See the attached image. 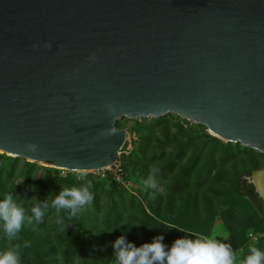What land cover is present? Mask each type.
Instances as JSON below:
<instances>
[{"label":"water","instance_id":"obj_1","mask_svg":"<svg viewBox=\"0 0 264 264\" xmlns=\"http://www.w3.org/2000/svg\"><path fill=\"white\" fill-rule=\"evenodd\" d=\"M170 114L264 156V0H0V154L94 173Z\"/></svg>","mask_w":264,"mask_h":264},{"label":"trees","instance_id":"obj_2","mask_svg":"<svg viewBox=\"0 0 264 264\" xmlns=\"http://www.w3.org/2000/svg\"><path fill=\"white\" fill-rule=\"evenodd\" d=\"M165 122V117L136 121L139 146L122 166L138 172L142 184L136 194L109 174L58 177L46 169L43 178H37L35 164L19 167V158L0 154V200L12 192L26 215L35 203L50 204L64 187L90 181L94 196L77 217L69 220L62 212L63 225L56 223V212L49 206L43 222L25 223L18 240L10 242L0 231V252L19 245L21 264H116L112 243L121 235L136 246L163 236L162 242L170 247L184 236L211 237L216 218L225 231L221 241L230 243L238 256H246L253 247L251 234L262 236L254 247L264 251V203L244 178L264 167V156L239 143H224L202 125L194 130L179 126L171 134ZM153 167L159 169L155 179L162 193L146 186ZM17 176L23 181L14 183Z\"/></svg>","mask_w":264,"mask_h":264},{"label":"clouds","instance_id":"obj_3","mask_svg":"<svg viewBox=\"0 0 264 264\" xmlns=\"http://www.w3.org/2000/svg\"><path fill=\"white\" fill-rule=\"evenodd\" d=\"M49 47V45H45ZM90 59H95L94 55ZM110 110L111 106H109ZM24 148L28 152L37 151V145L26 143ZM79 177L87 175L86 169L72 168ZM158 168L151 169V175L146 183L147 187L156 188L159 192L164 189L158 187L155 176ZM91 182H85L80 187H64L58 194L48 201L35 203L30 209L31 215H26L25 209L17 203V197L12 192L0 200V231L8 241L19 239L25 223H42L45 210L51 206L56 212V223L63 225L67 213V219L71 220L93 202L94 196L90 191ZM53 196L49 194L48 197ZM163 236H156L151 243H143L140 246L129 242L124 235L115 239L112 243L116 264H264V251L257 247H250L246 256H238L230 243L216 239L214 236L198 235L195 239L177 238L170 247L162 242ZM30 245L25 243L24 247ZM0 264H21L20 246L8 248L0 252Z\"/></svg>","mask_w":264,"mask_h":264},{"label":"rangeland","instance_id":"obj_4","mask_svg":"<svg viewBox=\"0 0 264 264\" xmlns=\"http://www.w3.org/2000/svg\"><path fill=\"white\" fill-rule=\"evenodd\" d=\"M165 118H166L165 125L169 126L171 134H175L179 126H183V128L185 130H187V129H192V130L199 129V128L195 127V125H197V124H194L192 122H188L187 124H184L182 121L178 120L176 115H173V114H170V115L166 116ZM150 121H151V119H145L143 121L140 120L139 121L140 123H138V124L147 123V122L149 123ZM118 122L120 124V129H123L127 132V141H126L125 145L123 146V148L119 151V154H118L117 160H116V166L112 167L111 169L105 170V171H99V172L87 173V174L99 176L100 178H104L108 174L111 177H113V176H115L116 178L122 177L123 178L122 183L124 184L125 188H128L129 191H132V193L136 194L137 190L140 188V186L142 184L141 182H139V179H138L139 174H138V172L132 173L130 171L131 168L125 170L122 166L126 164V161L124 160L125 157L129 156V154L135 148H137L139 146L140 139H139V135L136 133V127H138V124L136 123V121H131V120H127V119H122ZM156 129L158 130L157 133H159L160 127H157ZM205 131L207 132L206 129H205ZM7 157H9V156H7ZM24 162H27V161L19 158L18 166L19 167L23 166ZM5 163H6V161H5ZM32 164H35L36 166H38L37 178H43V176L45 175L46 169L50 170L53 175L58 176V177H65L67 174H71L73 176H76L77 178H81L77 174H75L74 172H68L65 170L46 167L45 165H42V164H36V163H32ZM120 175H121V177H120ZM244 178L249 183L250 175L246 176ZM22 181H23V179L17 176L16 179L14 180V183L22 182ZM117 182H119V181H117ZM104 183L107 186L108 182H104ZM128 193L131 194L130 192H128ZM212 236H214L216 239H219V240H222L225 238V231L221 225V220L219 218H216L214 221L213 232H212L211 237ZM260 238H262L261 235H257V236L252 235L250 240H249V243L254 247L257 244H260L259 243Z\"/></svg>","mask_w":264,"mask_h":264},{"label":"bare ground","instance_id":"obj_5","mask_svg":"<svg viewBox=\"0 0 264 264\" xmlns=\"http://www.w3.org/2000/svg\"><path fill=\"white\" fill-rule=\"evenodd\" d=\"M253 184L257 190L264 196V170H259L254 174Z\"/></svg>","mask_w":264,"mask_h":264},{"label":"built area","instance_id":"obj_6","mask_svg":"<svg viewBox=\"0 0 264 264\" xmlns=\"http://www.w3.org/2000/svg\"><path fill=\"white\" fill-rule=\"evenodd\" d=\"M116 166V163L113 165V166H111V167H109V168H107V169H104V170H101V171H105V170H108V169H111L112 167H115ZM97 172H99V171H97ZM120 177H121V175H120ZM113 178L116 180V181H119L122 185H124L123 183H122V181H123V178L121 177V178H119V177H115V176H113ZM125 181V180H124ZM250 237H251V235H250Z\"/></svg>","mask_w":264,"mask_h":264}]
</instances>
